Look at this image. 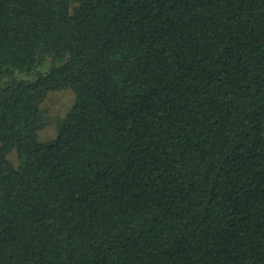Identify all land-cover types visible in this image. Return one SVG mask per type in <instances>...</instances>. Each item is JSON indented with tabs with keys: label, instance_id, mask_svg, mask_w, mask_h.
I'll return each instance as SVG.
<instances>
[{
	"label": "trees",
	"instance_id": "1",
	"mask_svg": "<svg viewBox=\"0 0 264 264\" xmlns=\"http://www.w3.org/2000/svg\"><path fill=\"white\" fill-rule=\"evenodd\" d=\"M0 264H264V0H0Z\"/></svg>",
	"mask_w": 264,
	"mask_h": 264
},
{
	"label": "rangeland",
	"instance_id": "2",
	"mask_svg": "<svg viewBox=\"0 0 264 264\" xmlns=\"http://www.w3.org/2000/svg\"><path fill=\"white\" fill-rule=\"evenodd\" d=\"M42 70V67L40 68ZM75 102V94L71 89L52 91L47 99L40 105L41 123L44 128L39 132L40 141H50L58 133L57 121L66 117ZM16 153L11 157L17 161Z\"/></svg>",
	"mask_w": 264,
	"mask_h": 264
}]
</instances>
